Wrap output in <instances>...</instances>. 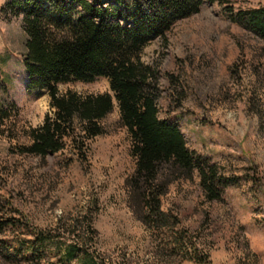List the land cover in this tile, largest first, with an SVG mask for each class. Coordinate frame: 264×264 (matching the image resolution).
I'll return each instance as SVG.
<instances>
[{
	"label": "rangeland",
	"instance_id": "rangeland-1",
	"mask_svg": "<svg viewBox=\"0 0 264 264\" xmlns=\"http://www.w3.org/2000/svg\"><path fill=\"white\" fill-rule=\"evenodd\" d=\"M4 2L0 198L11 205L3 206L0 220L14 222L0 232V264H264V38L231 18L264 0H205L142 52V60L160 70V117L181 129L191 149L236 177L213 200L198 173L170 186L162 207L178 217V251L129 205L126 179L135 160L117 104L102 121L105 132L89 140L87 161L70 159L71 146L43 157L14 151L31 143V130L55 109L46 88L27 87L25 32L20 17L1 12ZM58 88L81 96L112 92L104 76ZM39 232L49 241L31 250ZM69 244L80 250L66 261Z\"/></svg>",
	"mask_w": 264,
	"mask_h": 264
},
{
	"label": "trees",
	"instance_id": "trees-1",
	"mask_svg": "<svg viewBox=\"0 0 264 264\" xmlns=\"http://www.w3.org/2000/svg\"><path fill=\"white\" fill-rule=\"evenodd\" d=\"M204 1L5 0L1 6L5 17H20L22 22L27 87L46 88L55 109L54 116L47 115L31 130V143L14 151L43 157L71 146L70 159L87 161L89 140L105 132L102 121L117 104L135 160L126 179L129 205L145 225L169 236L173 251L179 250L175 230L179 220L162 207L170 186L198 173L206 198L213 200L220 199L236 177L226 176L210 156L191 149L181 129L160 117V70L144 62L142 52L154 38L165 39L178 20L199 12ZM231 18L264 38V5L239 10ZM100 76L109 79L112 92L59 94L61 83ZM3 111L0 106V121ZM0 203V212L11 205L1 198ZM11 222L9 217L0 220V232ZM88 230L96 232L90 220ZM35 235L31 250L49 241L43 232ZM79 250L78 244H69L64 259L71 261Z\"/></svg>",
	"mask_w": 264,
	"mask_h": 264
}]
</instances>
